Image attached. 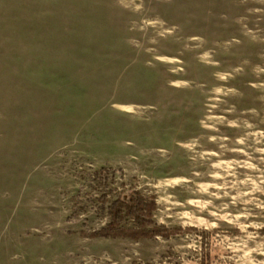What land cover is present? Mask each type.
<instances>
[{
	"label": "rangeland",
	"instance_id": "374dc122",
	"mask_svg": "<svg viewBox=\"0 0 264 264\" xmlns=\"http://www.w3.org/2000/svg\"><path fill=\"white\" fill-rule=\"evenodd\" d=\"M135 193L127 263L83 237ZM87 250L264 264V0H0V264Z\"/></svg>",
	"mask_w": 264,
	"mask_h": 264
},
{
	"label": "trees",
	"instance_id": "16d2710c",
	"mask_svg": "<svg viewBox=\"0 0 264 264\" xmlns=\"http://www.w3.org/2000/svg\"><path fill=\"white\" fill-rule=\"evenodd\" d=\"M103 202H109V223L99 230L93 231L90 237L120 238L129 237L139 239L141 237H153L158 234L156 227L148 229L150 224L156 225L152 220L153 212L156 209L154 200H147L140 193H135L130 198L118 197L108 201L104 195ZM132 216L135 226H129L126 217Z\"/></svg>",
	"mask_w": 264,
	"mask_h": 264
},
{
	"label": "crops",
	"instance_id": "0c3cea01",
	"mask_svg": "<svg viewBox=\"0 0 264 264\" xmlns=\"http://www.w3.org/2000/svg\"><path fill=\"white\" fill-rule=\"evenodd\" d=\"M85 242H92L93 244L100 245L102 243L107 244V247H105L103 254H108L109 256L113 257V258H120L123 259L125 261L131 259L129 255H133L135 254V249L129 251V250H125V249H121L120 245H122L124 247V245L127 244V242L124 243V241H121L120 238H84ZM89 247V250L93 251V248ZM94 258V253H91L87 250V252H85V254L83 255V257H80L78 259L75 260V262H73V264H93L92 263V259Z\"/></svg>",
	"mask_w": 264,
	"mask_h": 264
}]
</instances>
